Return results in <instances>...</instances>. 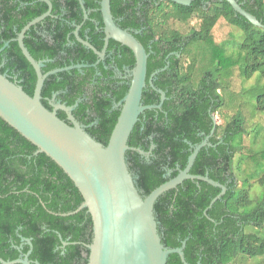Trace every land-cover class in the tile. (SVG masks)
<instances>
[{"label": "trees", "instance_id": "obj_1", "mask_svg": "<svg viewBox=\"0 0 264 264\" xmlns=\"http://www.w3.org/2000/svg\"><path fill=\"white\" fill-rule=\"evenodd\" d=\"M51 1L52 15L26 33V47L36 60H48L44 73L76 64L88 66L48 76L43 103L52 109L48 100L57 93L67 106H75L72 113L86 130L107 145L120 115L121 107L116 105L130 88L127 70L135 67V54L111 39L101 59L77 40L74 30L81 25V37L99 51L104 48L101 0ZM238 1L264 24V0ZM111 8L117 24L130 29L149 53L144 104L161 100L150 83L153 73L157 72L154 86L166 93L162 108L142 113L129 138L131 147L151 152L147 157L130 149L126 155L139 191L145 197L176 176L188 163L191 144L207 136L209 144L200 149L191 173L208 175L227 187L212 207L221 188L203 180L186 179L161 195L155 214L163 243L174 248L186 240L184 253L190 264L264 260V150L241 159L236 169L235 156L245 149L246 118L237 111L220 126L213 117L225 105L221 89L235 70L221 43L214 42V27L224 18L242 29L241 74L246 79L255 73L264 78V28L252 24L227 0H195L188 6L171 0H111ZM48 9L42 0H0V48L9 41L0 51V72L30 95L37 74L15 38ZM193 17L199 18V26L186 34L169 26L171 20L186 23ZM208 58L218 62L206 65ZM256 107L264 111V93ZM59 117L64 119L66 113L61 111ZM36 151L31 141L0 117V257L15 260L32 250V264H87L86 244L94 237L92 217L87 209L64 215L83 203V195L54 160ZM167 264L184 263L178 253H172Z\"/></svg>", "mask_w": 264, "mask_h": 264}, {"label": "water", "instance_id": "obj_2", "mask_svg": "<svg viewBox=\"0 0 264 264\" xmlns=\"http://www.w3.org/2000/svg\"><path fill=\"white\" fill-rule=\"evenodd\" d=\"M44 1L49 6L48 11L29 21L15 39L36 71L37 82L34 94H28L23 86L13 81L7 73L0 72V117L37 147L36 154L45 153L54 160L83 195V203L75 211L64 215L87 209L92 217L94 237L91 244H86L89 249L87 264H167L168 257L172 253H178L184 264H190L184 253L186 240L183 241L182 246L174 248L167 247L163 243L155 214V204L161 195L176 188L186 179L203 180L221 188V193L212 200L210 207L226 193L227 187L208 175L191 173L200 149L209 144L210 136L199 144H191L192 153L186 167L179 168L176 176L144 197L136 186L126 155L130 149H135L147 157L151 152L131 147L129 138L140 115L146 110L161 109L166 99V93L154 86L153 78L157 73L155 72L151 75L150 83L160 93L161 100L158 104L147 105L143 102L148 73L147 49L130 29L122 28L117 24L112 12L111 0H101L106 34L102 51L80 36L81 25L75 30L77 40L94 50L101 59L105 58L111 39L129 47L136 57L135 67L128 69L131 75L130 88L116 105L121 107L120 115L109 142L105 145L95 139L74 117L71 110L75 106H67L59 102L52 104L54 109L51 110L43 103L42 91L48 76L88 66L76 64L46 73L42 71L48 60H36L26 47L24 39L32 26L52 14L51 0ZM171 1L188 6L195 0ZM227 1L252 24L264 28V24L254 14L245 10L238 0ZM82 5L86 19L89 15L83 1ZM8 45L9 41L0 48V51ZM59 108L67 112L71 123L59 117L57 112ZM213 117L215 120V115ZM26 240L32 245L31 239ZM68 243L63 241L64 245ZM31 252L32 250L15 260H5L0 257V262L1 264H32L29 258Z\"/></svg>", "mask_w": 264, "mask_h": 264}, {"label": "rangeland", "instance_id": "obj_3", "mask_svg": "<svg viewBox=\"0 0 264 264\" xmlns=\"http://www.w3.org/2000/svg\"><path fill=\"white\" fill-rule=\"evenodd\" d=\"M199 23V18L193 17L186 23L171 20L169 26L186 34L192 27H198ZM243 34L241 28L229 24L224 18L217 22L213 30L214 42L221 43L224 54L228 60L235 64V70L233 74L231 73L232 77L223 83L221 89L225 105L214 114L216 123L220 126L225 125L226 121L237 111H241L246 118V134L243 138L245 149L235 156L236 169L238 163L242 161L241 159L253 152L264 150V111H259L256 107L258 96L264 93V78L261 77L260 73H255L250 79H246L241 74L245 60V53L240 46L243 41ZM187 62H192V58H188ZM217 62V58L211 60L208 58L207 63H205L206 65H214ZM236 140L238 141V138ZM241 165L244 167L243 162ZM240 177L242 180L245 178L242 173ZM249 264H264V260L254 258Z\"/></svg>", "mask_w": 264, "mask_h": 264}, {"label": "flooded vegetation", "instance_id": "obj_4", "mask_svg": "<svg viewBox=\"0 0 264 264\" xmlns=\"http://www.w3.org/2000/svg\"><path fill=\"white\" fill-rule=\"evenodd\" d=\"M42 1H44V0H42ZM45 2V1H44ZM52 2V1H51ZM53 10V9H52ZM52 15V14H51ZM49 17V16H48ZM47 18V17H46ZM43 21V20H42ZM76 29H77V27H76ZM75 29V30H76ZM81 29V28H80ZM75 30H74V34H75ZM19 34V33H18ZM26 36V35H25ZM76 36V35H75ZM81 36V35H80ZM18 37V36H17ZM16 39V38H15ZM108 49V48H107ZM105 59V58H104ZM127 73H128V70H127ZM56 95V96H55ZM59 102H61V103H63V104H65L64 102H62L61 101V99H59L58 98V94L56 93V94H54L49 100H48V103H49V105L52 107V109L51 110H53L54 109V106L52 105V104H57V103H59ZM61 111H64L63 109H57V112H58V115H59V113L61 112ZM73 110H71V112H72ZM65 112V111H64ZM66 113V117L64 118V120L65 121H67L68 123H71V121H70V119H69V115L67 114V112H65ZM73 114V113H72ZM75 117V116H74Z\"/></svg>", "mask_w": 264, "mask_h": 264}]
</instances>
